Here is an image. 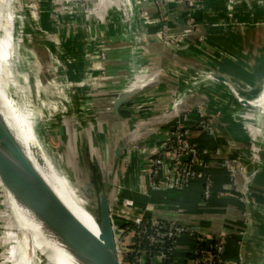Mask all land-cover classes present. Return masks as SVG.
<instances>
[{
	"label": "crops",
	"instance_id": "1",
	"mask_svg": "<svg viewBox=\"0 0 264 264\" xmlns=\"http://www.w3.org/2000/svg\"><path fill=\"white\" fill-rule=\"evenodd\" d=\"M139 7L148 20L144 23L151 35L150 44L161 52L179 56L186 63L206 64L227 75L245 97L253 98L261 92L264 0H168L165 3L140 0ZM60 8L64 12L61 45L67 54L63 58L69 61L67 69L76 83L69 91L80 95L81 122L93 143L104 146L109 136L117 140L131 132V124L142 128L128 164L123 168L120 165L119 198H133L139 211L145 214L153 208L186 212L201 225L226 235L224 264H264V258L259 260V255L264 257V251L257 246L256 237L260 225L255 221L253 234L246 235L249 219L242 197L248 176L255 172L250 181L251 209L255 215V200L260 196L254 182L260 170H264V135L263 129L255 126V110L240 105L225 84L204 79L195 68L164 61L162 56L155 60L139 49L125 0H85L79 7L64 1ZM176 37L180 39L172 42ZM86 53H90L89 59ZM150 76H153L151 86L123 106L126 121L111 118L107 108L112 100ZM70 85L66 83L65 90ZM76 86L80 87L79 91ZM176 101L181 103V114L174 108ZM213 118L226 126L252 159L230 154ZM209 120L211 127L206 124ZM179 131L185 132L188 141L208 150L201 157L202 169L213 181L210 198L204 197L202 178H195L182 189L150 190L149 168L153 156L175 139ZM100 137L103 144L98 141ZM218 149L221 153L216 152ZM226 156L237 158L243 167L235 178L224 163ZM165 172L162 168V178ZM194 245V236L179 237L167 264H193ZM155 263L165 262L157 258Z\"/></svg>",
	"mask_w": 264,
	"mask_h": 264
},
{
	"label": "water",
	"instance_id": "2",
	"mask_svg": "<svg viewBox=\"0 0 264 264\" xmlns=\"http://www.w3.org/2000/svg\"><path fill=\"white\" fill-rule=\"evenodd\" d=\"M128 3L130 9L136 13V40L142 50L153 59L156 60L158 56H162L164 61L185 64L195 68L204 75V79L225 84L237 102L244 107L264 104V98H261L264 95V86L257 96L245 97L227 75L218 73L212 67L200 62L186 63L183 58L171 56L168 52H161L156 46L151 45V35L145 26L137 1L128 0ZM86 55L87 59L91 57L90 53H86ZM152 80L153 76H150L120 92L107 108L110 117L125 122L126 120L122 115L123 106L147 90L153 83ZM199 80L200 78L197 81ZM4 83L7 84L5 78ZM85 85L88 86V82ZM180 105L181 103L176 101L174 108L181 114L182 110L179 112ZM213 120L216 122L218 131L227 142L230 154L236 153L251 159L252 155L240 146L226 126L218 118H213ZM75 121L72 124V131L69 130V136L66 140L62 139L60 145L67 155V159L72 154L74 161H76V154H78L90 170L91 175L90 177L87 176L90 193L61 172L52 161H49L50 158L48 160L37 157L34 160L0 109V192L2 199L6 198L11 206L16 203L21 208L32 211L63 242L70 257H68V264H123L117 238L118 225L115 219V205L119 201V170L124 152L137 143L142 134V128L138 124H131L133 129L130 133L117 140L109 136V142H105L103 146L92 142L81 120ZM126 123L130 125L128 122ZM32 151L36 154H39L40 151L44 153L40 148V143L34 145ZM48 163L60 175L64 176L68 187L71 189V196L75 195L79 201L78 204L91 217L93 225L87 224L80 218L70 203L64 200L55 185L45 176L43 171L51 173ZM255 175V172L250 173L243 188L249 219L247 236L254 232L255 223L251 209L250 181ZM147 215L174 222L195 232L223 235L201 225L192 216L179 210L153 208ZM28 241L32 247L34 242L32 243L29 238ZM36 253H39L38 257L42 264H49L41 252Z\"/></svg>",
	"mask_w": 264,
	"mask_h": 264
},
{
	"label": "rangeland",
	"instance_id": "3",
	"mask_svg": "<svg viewBox=\"0 0 264 264\" xmlns=\"http://www.w3.org/2000/svg\"><path fill=\"white\" fill-rule=\"evenodd\" d=\"M64 1H68L70 6L73 7H79L85 2V0H12L10 2L16 18L14 23L16 49L13 51L15 66L8 70L5 79L8 90L18 108L22 111L27 108L35 114L34 129L38 142H41L40 148L46 152L48 158L61 172L90 193L87 183L89 182L87 179L91 175L90 170L78 154H76V161H74V155L72 154L67 159V155H65L60 145L62 139L66 140L69 136V130L72 131V124L76 122L75 120H81L79 113L82 110L79 109L78 100L80 95L75 96L73 92L70 93L76 83L72 80L73 78H71L67 69V65H70L69 61H65V57L63 58L64 55H67L64 52L65 47L61 45V36L64 33L62 25L64 12L60 6ZM135 1H137L139 7L140 0ZM125 3L129 11V22L133 23L132 26L136 32V13L128 6V0H125ZM140 12L147 24L148 20L145 18L143 10L140 9ZM2 33L0 30V35ZM138 47L142 49L139 42ZM70 59L73 64V59ZM66 83L71 85L69 89L65 90ZM79 88L76 86L77 91H79ZM248 108L255 110L253 115V120L256 122L255 126L263 129L264 135V104L255 107L249 106ZM94 125H97V123H94ZM99 139L98 141L103 144V138L100 137ZM56 173L59 177L65 179L58 171ZM121 178L122 176L119 177L118 186L122 184ZM254 188L257 195L260 196L255 200V215L253 213L254 222L256 221L260 225V229H257L258 235L256 234V237L258 236L257 246L263 253L264 170L262 172V169L254 182ZM15 204L12 207L6 198L2 199L0 192V264L10 263L8 246L13 252L21 243V238L15 233L13 236L14 242L10 244L12 235L9 231L16 232L17 229L16 217L13 215L17 207ZM139 210L137 208V211ZM117 211L115 219L117 225H120L123 216L121 217ZM28 254L32 255L29 250ZM260 258L263 259L264 257L259 255V260Z\"/></svg>",
	"mask_w": 264,
	"mask_h": 264
},
{
	"label": "built area",
	"instance_id": "4",
	"mask_svg": "<svg viewBox=\"0 0 264 264\" xmlns=\"http://www.w3.org/2000/svg\"><path fill=\"white\" fill-rule=\"evenodd\" d=\"M168 0H161L165 3ZM180 37L171 39L176 42ZM202 112H200L201 114ZM203 116V114H201ZM207 126L211 121L206 122ZM213 127V126H212ZM215 128V127H214ZM133 146V145H132ZM128 148L123 155L121 167L126 166L130 160L131 149ZM203 150V151H201ZM208 153L206 148L201 149L196 142L185 138V132H177L175 139L160 149L158 156L153 159L149 168V183L153 190L182 189L188 186L195 178H202L204 197L210 198L213 191V181L204 173L201 153ZM217 153H221L218 149ZM224 163L231 176L243 169L237 158L225 157ZM166 170L165 177H161V170ZM242 197L245 199L244 194ZM115 213L123 218L126 226H117V238L121 251L123 264H156L159 258L167 264L171 258L173 246L182 235L194 236L195 245L201 242L212 241L215 253L210 255L202 253L193 258V264H224L223 252L226 247V235H209L195 232L184 226L168 220L150 217L145 212L137 211L136 202L132 198L120 199L115 205ZM248 218V215L245 214Z\"/></svg>",
	"mask_w": 264,
	"mask_h": 264
},
{
	"label": "bare ground",
	"instance_id": "5",
	"mask_svg": "<svg viewBox=\"0 0 264 264\" xmlns=\"http://www.w3.org/2000/svg\"><path fill=\"white\" fill-rule=\"evenodd\" d=\"M11 1L12 0H0V30L3 32L2 35H0V109L19 139L26 145L32 158L34 160L35 158L37 159V157L41 159L47 158L49 160L46 152L43 153L40 151L39 154H36L32 151V147L39 144L34 131L35 114L28 109H24L23 111L20 110L12 94L9 92L7 84L4 83L6 73L9 72L8 70L12 66H15L13 51L16 49L14 34V23L16 18L10 5ZM49 161L51 162V160ZM48 167L51 173L43 171L45 176L55 185L57 191L64 200L70 203L80 218L87 224L93 225L91 217L78 204L79 201L76 199L75 195H73V197L71 196V189L68 187L66 179L59 177L50 163H48ZM13 215L16 217L17 229L16 232L9 231L12 235L10 244L14 242L13 236L15 233L21 238V243L15 251L12 249L13 252H11L8 246L9 264H39V253L37 254L36 252H41L49 264H68L70 257L65 250L63 242L50 231L32 211L17 205ZM28 238L32 243L34 242L32 247ZM28 250L31 252V256L28 254Z\"/></svg>",
	"mask_w": 264,
	"mask_h": 264
},
{
	"label": "trees",
	"instance_id": "6",
	"mask_svg": "<svg viewBox=\"0 0 264 264\" xmlns=\"http://www.w3.org/2000/svg\"><path fill=\"white\" fill-rule=\"evenodd\" d=\"M158 154L156 153L153 157H157ZM121 227H124L126 226V224H124L123 222L120 223ZM212 241H209V242H201V243H198L196 245H194V249H193V252H192V257L193 258H196V257H199L201 256V254L204 252L206 254H214L215 253V249L213 248L212 246Z\"/></svg>",
	"mask_w": 264,
	"mask_h": 264
}]
</instances>
